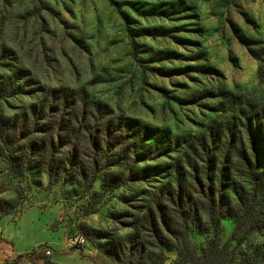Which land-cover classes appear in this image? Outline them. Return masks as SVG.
<instances>
[{"label":"rangeland","instance_id":"obj_1","mask_svg":"<svg viewBox=\"0 0 264 264\" xmlns=\"http://www.w3.org/2000/svg\"><path fill=\"white\" fill-rule=\"evenodd\" d=\"M78 94L106 104L131 131L149 128L153 149L141 163L130 162L122 188L101 199L93 194L110 182L104 161L85 191L76 176L51 183L42 171L14 175L0 156V199L16 205L0 225V261L13 246L28 249L3 264H54V254L74 264L70 250L95 264H117L87 233L112 241L136 235L162 190L187 195L193 184L200 188L194 167L210 187V148L221 162L236 147L244 151L231 135L245 140L249 120L256 121L264 181V0H0V120L22 117L50 95ZM244 173L232 169L227 183L247 187ZM190 218V242L202 253L212 235L208 217ZM235 226L234 217L225 218L220 235L222 245L236 248V264H264V222L240 246L232 240Z\"/></svg>","mask_w":264,"mask_h":264},{"label":"trees","instance_id":"obj_2","mask_svg":"<svg viewBox=\"0 0 264 264\" xmlns=\"http://www.w3.org/2000/svg\"><path fill=\"white\" fill-rule=\"evenodd\" d=\"M120 120L106 104L86 99L82 94L72 99L68 95H50L32 104L22 117L0 120V156L5 157L14 175L42 171L51 183L76 176L81 178L85 191L93 189L104 161L108 167L105 176L110 182L103 185L102 192L93 194V198L101 199L124 186L119 177L130 162L141 163L143 152L153 149L149 142L156 140L149 128H141L140 133L131 131ZM255 122L249 120L251 132L245 140L239 132L231 135L233 144L240 143L244 151L238 152L236 147L235 153L225 157L227 162L216 158V151L210 148L206 171L210 187H205L199 167H194L200 188L193 184V193L189 191L187 195H179L176 188L162 190L141 218L136 235L112 241L92 229L87 239L117 264H164L172 250L178 252L176 264H236V248L229 250L221 244L223 220L235 218L232 240L237 246L244 244L264 222V181L259 174L261 152L253 131ZM228 164H233V168ZM117 166L119 172L111 170ZM239 168L250 180L247 187H231L226 181L232 169L236 172ZM136 178L145 180L140 175ZM233 183L237 184L236 180ZM179 187L182 189V184ZM218 196L221 204L216 200ZM15 209L14 203L0 199V221ZM202 212L208 217L212 235L207 248L198 253L190 242L189 231L196 222L190 217Z\"/></svg>","mask_w":264,"mask_h":264},{"label":"crops","instance_id":"obj_3","mask_svg":"<svg viewBox=\"0 0 264 264\" xmlns=\"http://www.w3.org/2000/svg\"><path fill=\"white\" fill-rule=\"evenodd\" d=\"M4 219H2L0 221V225L2 224ZM0 236H3V233L1 231V226H0ZM21 247H24V248H21ZM13 248H14V246H13ZM13 248H12L9 255H6L2 258V260L0 261V264H3L5 262L6 257L15 258L16 256L21 255V254L27 252V250H28L23 244L17 245V247L15 249H13ZM63 253H65V252H63ZM65 254H71V255L75 256V258L77 260L75 261L74 264H95L91 259L83 257L77 250H70L69 252H66ZM54 255L52 257L54 264H64L62 262H57V260L54 258ZM177 258H178V252L169 251L167 253V260L164 264H176Z\"/></svg>","mask_w":264,"mask_h":264},{"label":"built area","instance_id":"obj_4","mask_svg":"<svg viewBox=\"0 0 264 264\" xmlns=\"http://www.w3.org/2000/svg\"><path fill=\"white\" fill-rule=\"evenodd\" d=\"M85 242V241H84ZM46 254L50 255L51 254V251L50 250H47L46 251Z\"/></svg>","mask_w":264,"mask_h":264}]
</instances>
